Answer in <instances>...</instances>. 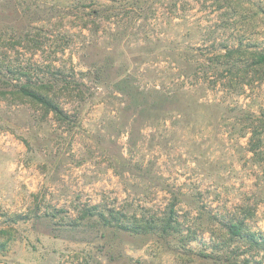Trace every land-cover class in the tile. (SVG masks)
I'll use <instances>...</instances> for the list:
<instances>
[{"label": "rangeland", "instance_id": "1", "mask_svg": "<svg viewBox=\"0 0 264 264\" xmlns=\"http://www.w3.org/2000/svg\"><path fill=\"white\" fill-rule=\"evenodd\" d=\"M0 264H264V0H0Z\"/></svg>", "mask_w": 264, "mask_h": 264}, {"label": "trees", "instance_id": "2", "mask_svg": "<svg viewBox=\"0 0 264 264\" xmlns=\"http://www.w3.org/2000/svg\"><path fill=\"white\" fill-rule=\"evenodd\" d=\"M18 91L20 93H22L23 95H26V96H29L30 98L38 101L39 103L49 107V108H52L54 110H57L56 108V105L53 103L52 99L49 98L47 95L43 94V93H40L39 91L37 90H33L32 88H30L29 86L27 85H24L22 87H20L18 89ZM234 229H232V232L234 234H240L241 233V227H239L238 225L234 224L233 225Z\"/></svg>", "mask_w": 264, "mask_h": 264}]
</instances>
